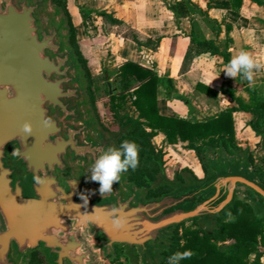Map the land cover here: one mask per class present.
<instances>
[{
    "label": "water",
    "instance_id": "water-1",
    "mask_svg": "<svg viewBox=\"0 0 264 264\" xmlns=\"http://www.w3.org/2000/svg\"><path fill=\"white\" fill-rule=\"evenodd\" d=\"M70 30L68 15L53 0H0V264H31L35 252L48 264H100L97 258L115 254L116 244L132 262H138V245L145 262L160 264L184 222L197 220L211 232L213 218L238 199L264 217V183L250 150L231 155L223 145L218 156L205 154L209 173L201 179L184 172V182L171 180L162 166L153 186L172 190L148 198L147 188L129 180V170L103 197L89 168L108 147H119L125 129L114 133L101 125ZM46 118L50 127L42 123ZM26 120L33 132L24 137ZM259 133L261 153L264 128ZM14 147L20 157L11 155ZM34 175L47 182L36 185ZM113 205L127 217L124 229L112 227ZM100 232L107 239L97 240Z\"/></svg>",
    "mask_w": 264,
    "mask_h": 264
},
{
    "label": "crops",
    "instance_id": "crops-1",
    "mask_svg": "<svg viewBox=\"0 0 264 264\" xmlns=\"http://www.w3.org/2000/svg\"><path fill=\"white\" fill-rule=\"evenodd\" d=\"M190 1L68 0V9L77 29L82 54L93 73V86L97 78H101L104 84L107 96L98 99V106L110 122L109 126L112 122L108 116V91L116 89L120 80V67L129 60L158 73L159 105L166 114L204 120L227 107L239 105L235 99L221 91L217 97L200 91L196 88L198 82L220 90L225 81H231L246 101L249 99L244 90L246 85L264 98V71L256 75L252 85L247 81L235 80L224 73V66L227 64L224 57L211 53L212 42L220 50L228 46L232 57L242 49L253 56L264 57V4L244 0L240 11H235L230 0H211V7H208L210 0ZM192 7L207 11L208 16L201 15ZM101 11L125 21L148 37L163 35L160 45L155 50L139 46L124 36L117 25L99 15L98 12ZM226 24L232 25L229 33L226 31ZM220 25V29L215 28ZM192 32L208 42L198 44L191 41L188 35ZM137 83L135 81L134 85ZM166 86L171 87L173 95L185 97L192 109L190 110V106L182 99L169 96ZM134 89L135 87L130 93H133ZM126 101L131 103L130 96ZM234 118L238 141L261 142L262 136L259 140L255 139L256 131L249 124L254 118L251 112L237 111ZM157 136L166 145V149L173 150L177 147L178 151L175 153L181 162L192 168L200 179L205 175L202 162L194 152L187 150L182 144L166 143L165 135L161 132ZM239 143L241 145V142Z\"/></svg>",
    "mask_w": 264,
    "mask_h": 264
},
{
    "label": "trees",
    "instance_id": "trees-1",
    "mask_svg": "<svg viewBox=\"0 0 264 264\" xmlns=\"http://www.w3.org/2000/svg\"><path fill=\"white\" fill-rule=\"evenodd\" d=\"M55 1L63 7L69 17L71 42L86 70L91 103L98 118L101 119L97 99L93 92V73L88 66L87 59L82 54L81 44L77 38V29L72 22V16L68 9V0ZM187 1L191 2L190 0ZM251 1L264 4V0ZM230 3L235 11H240L244 0H230ZM208 7H211V0ZM192 9L201 15L208 16L207 11H203L198 7H192ZM98 14L103 16L106 21L117 25L124 36L132 39L139 46H147L155 50L163 39V35L154 38L148 37L125 21L116 19L105 11L98 12ZM220 27L221 25L215 28L220 29ZM231 30L232 25L226 24L227 33ZM188 36L191 41L198 44L208 42L206 39L197 37L195 32ZM211 48L212 54H221L227 63L232 58L228 46L220 50L211 42ZM119 76L120 80L116 84V89L108 91L107 106L111 112L113 123L125 129L119 139V144L128 139L134 140L141 146L139 167L135 171L129 170L133 173V179H137L136 175L142 173L141 184L147 188L148 198L158 197L172 190L170 185L164 183L153 186V182L159 180L162 166L166 167L167 164L164 159V148H159L154 142V138L160 132L165 135L166 143L182 144L184 148L194 152L201 160L205 176H207L209 170L205 161L206 152L213 150L212 153H216L217 148L221 145L231 155L234 154L236 148L243 150L237 138L235 112H251L254 118L249 124L257 134L261 135L259 130L264 128V98L258 96L247 85L244 90L249 95L248 101L232 85L231 81H225L220 90L198 82L196 88L200 91L213 97H217L221 91L235 99L239 105L227 107L217 115L207 119L197 120L187 116L162 112L158 99L160 78L156 71L140 65L136 61L129 60L120 67ZM135 81L138 82L136 85H134ZM134 87V92L130 93ZM166 89L169 96L182 99L190 106V110L192 109L190 102L185 97L178 94L173 95L170 86H166ZM116 90L120 91L116 92ZM128 96H130L131 103L126 101ZM134 113H137V115L135 116ZM104 128L106 130L110 129L107 125H104ZM250 160L259 180L264 183V159L261 165H258L251 155ZM180 172H182L181 175ZM184 172H191L200 179L190 167L186 166L176 173L177 178L183 182L185 181ZM228 213L233 214L235 219L230 220ZM213 219L215 220V226L211 232L201 227L187 226L186 222L175 228L174 234L170 237L172 242L169 244V249L165 251L166 259L174 252L192 250L193 257L181 261V264H264V261H262L264 256V217L258 216L250 203L238 199L235 206L227 209L222 216ZM193 221L197 222V220ZM228 240H232L229 246L226 249H221L219 244ZM252 254H255L253 260L251 259ZM31 264L47 263L40 252H35Z\"/></svg>",
    "mask_w": 264,
    "mask_h": 264
},
{
    "label": "clouds",
    "instance_id": "clouds-1",
    "mask_svg": "<svg viewBox=\"0 0 264 264\" xmlns=\"http://www.w3.org/2000/svg\"><path fill=\"white\" fill-rule=\"evenodd\" d=\"M262 71H264V57L253 56L252 53L243 49L234 55L224 66L226 76L235 80L247 81L250 85L255 83L256 75ZM42 123L45 127H50L52 120L46 118ZM20 131L24 137L32 135L33 126L31 121H24L20 126ZM140 151L141 146L137 142L125 139L119 147L110 146L96 158L89 168L91 173L90 179L99 183V192L103 197L113 192V184L119 183L124 173H127L129 169L135 171L139 167ZM11 155L14 158L20 157L22 155L21 148L14 147ZM32 179L36 185H43L47 182L40 175H34ZM81 198L86 206L88 203L87 196L82 195ZM227 215L231 217L232 214L228 213ZM109 216L112 218L111 224L114 229L121 230L127 226V217L116 205H113ZM193 255L192 250L174 252L168 256L167 264H181V261L189 260Z\"/></svg>",
    "mask_w": 264,
    "mask_h": 264
},
{
    "label": "rangeland",
    "instance_id": "rangeland-1",
    "mask_svg": "<svg viewBox=\"0 0 264 264\" xmlns=\"http://www.w3.org/2000/svg\"><path fill=\"white\" fill-rule=\"evenodd\" d=\"M53 2H54V4H58V3H56L55 0H53ZM49 11H50V8H47V9L43 10L44 15L47 12H49ZM103 85L104 84L102 83L101 78H97V80L95 81V84L93 86V92H94L95 97L97 99V103H98V99L105 98L107 96L106 93L104 92ZM99 112H100V116H101V119H99V121H100V123L102 122L101 125L104 124V125H107L108 127H110V129L108 130L110 132H114L115 133V132H118L120 130V126H118L115 123H113L111 112H109V115H108L109 119L112 122V125H110V126L108 125L109 121L107 120V118L105 116H103V114L100 111V108H99ZM104 125H102V126L104 127ZM254 137H255V139L259 140L261 138V135L256 133ZM159 141H160V138L157 136L154 139L155 144L159 148L163 147L164 151H165L164 159L167 162V164L165 165L166 166L165 170L168 172V174L170 176H173L174 172H175L174 171L175 169H182V168L186 167V165L184 164V162H181L180 158L176 155L175 152L178 151L177 147H174L173 150H170L169 148L166 149L165 148L166 145L164 143H162L161 141L160 142ZM239 142H241V146L243 147V150H250V152H251L250 154H251V156H253V159L255 160V162L258 165H261L262 164V160L264 159V152L260 153V152L257 151V149L259 148V145H260L261 142H256L254 140L253 141L244 140V141H239ZM219 148L220 147L217 148L216 153H213V155L218 156ZM206 154H207V152H206ZM72 171H73V169L70 168V173H72ZM204 176H202V178ZM228 218L230 220H233V219H235V216L232 214L231 217L228 216ZM186 225L187 226H191V227H200L201 226L199 221H197V222L188 221V222H186ZM231 242H232V240H228L226 242L220 243L219 247L221 249H226ZM121 247H123V248H121V251H120V255H121L120 258H118L115 261H111V259L105 257L107 254H102L100 257L97 258L98 263H100V264H152V261H150V259H148L147 262H145L143 257L141 258V256H138V262L137 263L132 262L131 257L127 254L126 247L125 246H121ZM109 253H111V252H109ZM161 255H163V257L160 259V264H167L165 251L161 252ZM254 257H255V254H252L251 255V259L253 260ZM262 261H264V256L262 258Z\"/></svg>",
    "mask_w": 264,
    "mask_h": 264
},
{
    "label": "flooded vegetation",
    "instance_id": "flooded-vegetation-1",
    "mask_svg": "<svg viewBox=\"0 0 264 264\" xmlns=\"http://www.w3.org/2000/svg\"><path fill=\"white\" fill-rule=\"evenodd\" d=\"M203 169H204V168H203ZM179 170H181V169H175V170H174L175 172H174V175H173V176H170V175L168 174L167 171H166V174H167V176H168L169 179L173 180V179L175 178V176H176L177 171H179ZM204 172H205V171H204ZM181 173H182V172H180V175H181ZM132 175H133V173L131 172V173H130V176H129V180L135 182L136 185H137V187H139V188H143L145 185L141 184V181H142V178H141V177H142V173H139V174L136 175V178H137V179H133V178H132ZM178 175H179V174H178ZM85 192H86V191H84V193H85ZM104 239H107L106 235L100 232V233L97 235V240L102 241V240H104ZM121 248H123V247H121L120 245L116 244V245H115L116 253L114 254V253L111 252V253L107 254L105 257L111 259V261H115V260H117L118 258L121 257V255H120ZM135 249H136L137 256H141V258H142L143 255H142V252H141V248H140V246L136 245V246H135ZM45 261H46V259H45ZM46 263H47V261H46ZM47 264H48V263H47Z\"/></svg>",
    "mask_w": 264,
    "mask_h": 264
}]
</instances>
